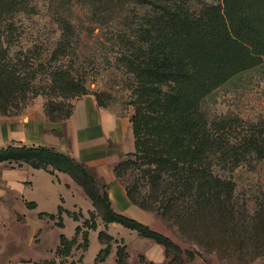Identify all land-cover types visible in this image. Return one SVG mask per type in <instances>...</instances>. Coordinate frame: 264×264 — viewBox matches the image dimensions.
<instances>
[{"label":"trees","instance_id":"16d2710c","mask_svg":"<svg viewBox=\"0 0 264 264\" xmlns=\"http://www.w3.org/2000/svg\"><path fill=\"white\" fill-rule=\"evenodd\" d=\"M41 2L48 4L44 6L47 19L57 26L59 36L50 53L57 66L48 71L47 80L63 102L57 104L58 101L49 100L45 112L52 122L69 119L74 105L66 106L67 101L78 100L90 90L88 80L80 77L81 73L76 77L63 63L64 59L74 58L78 49L81 31L76 19L82 15L91 16L92 22L99 20L96 23L102 24L108 21L111 13L130 11L133 5L155 13L153 16L145 14L143 18L133 16L138 21L129 22L130 32L117 30L118 37L125 41L121 61L133 77L136 96L135 113L131 118L136 150L127 156L135 157L139 167L148 166L143 172L153 188L151 196L136 197L133 190L126 187L128 197L140 209H154L163 217L203 216L200 225L204 227L203 240L208 245L217 248L232 245V248L246 251L248 257L264 255V206L253 211L239 209L235 201L236 183L223 168L230 164L232 173L243 165V159L248 158L241 152L243 146L250 147L251 157L256 154L254 157L264 159V121L250 124L251 132L249 130L244 136L243 143L227 152V141L220 135V129L231 127L234 120L209 123L201 111L205 98L218 88L264 65V0H219L208 5L202 0H0V18L8 13L16 17L24 10L32 16ZM16 29L15 26L13 30ZM4 31L9 32L7 37L13 34L11 27L0 25V46ZM41 35L40 30L31 32L35 39H40ZM38 44H33V48H38ZM4 61L5 58L0 57V113L8 115L20 98L25 102L28 95L40 94L31 79L35 78L39 66L37 61H27L26 77L30 81L28 88L22 90L21 73L3 65ZM101 95H97V103L103 106ZM0 163L27 164L52 175L54 170L67 173L83 186L87 181L92 182L103 192L92 196L87 191L86 194L101 210L106 227L118 224L156 242L165 248L168 259L172 249L178 250L170 238L116 213L106 187L99 185L82 164L64 154L44 147L9 146L0 149ZM121 165V162L117 164L115 173ZM29 206L36 207L35 204ZM63 213L76 222L80 220L61 206L59 216L41 214L40 218L61 221ZM89 214L94 217L92 212ZM84 225L94 231L98 229L96 222L86 221ZM81 231L82 227L77 226L71 240L61 235L55 254V259H60L59 264L63 263L62 257L70 256ZM98 239L101 245L107 246L95 259V264H102L112 254L109 243L118 242L105 231L99 232ZM84 243L88 248L87 233H84ZM116 257L118 264H126L129 257L126 246H118ZM177 259L173 255L169 264ZM40 264L58 263L44 261Z\"/></svg>","mask_w":264,"mask_h":264},{"label":"rangeland","instance_id":"374dc122","mask_svg":"<svg viewBox=\"0 0 264 264\" xmlns=\"http://www.w3.org/2000/svg\"><path fill=\"white\" fill-rule=\"evenodd\" d=\"M218 1L202 0L207 5L218 3ZM44 6H48V4L41 2L38 11L32 16L24 10L16 17L12 13H8L0 18V25L5 28L11 27L13 33L11 37H7L9 32L4 31L5 37L1 39L0 57L5 58L3 65L21 73L20 87L25 90L28 88V82L30 81L26 77L29 71L26 63L30 59L37 61L39 66L38 73H36L35 78L28 77L33 80L35 88L40 92L37 96L28 95L29 99L27 98L25 102L20 98L17 103L15 102L12 105L11 114L4 115L0 113V115L20 116L32 106H43L45 110L51 99L56 103L58 101L57 104H62L63 102L58 96L59 93L50 87L51 83L47 80L48 71L57 66L54 64L55 60L50 53L55 48L59 36L57 26L50 21L51 19H47V7ZM111 14L110 17L108 16V21L102 22V24L96 23L99 20H93L92 22L90 19H93V17L91 16L85 17L82 15L81 18L76 19V25L81 31L78 49L73 56L74 58L70 56L72 59H64L63 63L69 67L70 72L75 76L77 75L76 77L81 73L80 77L83 76L88 80L90 88L88 95L94 96L97 100V95L102 94L101 102L103 106L99 105L100 107L132 118L135 113L134 102L136 101V96L133 93L134 80L132 75H129L123 67L121 54L125 51H123V43L125 41L124 38L118 37L117 30L121 29L124 32H130L131 26L128 25L129 22L138 21L133 16L143 18L145 14L153 16L155 13L151 9L133 5L130 11H123V13L116 11ZM129 16L131 18H126ZM15 26L17 29L13 30ZM37 30H40L42 34L40 39H35V37L31 36V32H37ZM35 43H39L38 48H33ZM41 44L43 45L41 46ZM31 86L29 84V88ZM76 101H67L66 106L75 105ZM15 105L19 106V109H13ZM65 108L68 109V107ZM201 111L209 123L225 119L235 121V123L233 121L231 127H226L227 130L220 129V135L223 140L227 141V152L236 150V147L243 143L247 132L249 130L251 132L250 124H260L264 121V65L242 73L218 88L212 95L205 98ZM248 148L250 147L243 146L242 151L239 149L248 157L243 159L241 167L235 171L233 170L234 172L232 173L230 172V164L223 165V168L224 172H229L230 177L236 183L235 201L239 205L238 208L253 211L259 210L264 206V159L254 157L257 156L256 154H254V158L251 157L248 154ZM120 162L122 165L115 173L116 178L125 184L126 187L131 188L134 196H144L145 194L148 197L151 196L153 188L151 183L148 182V176H145L146 173L143 172L148 166L139 167L135 164V157L132 156H124ZM50 170H54V168L50 167ZM94 178L101 185L95 176ZM72 180L75 181L73 178ZM77 184L84 192L88 191L92 196L100 195L103 192L101 188H98L92 182L89 183V181H87L86 186L78 182ZM97 189H99L98 194L96 193ZM33 192L35 197L40 194V190L36 188ZM67 206L72 207L70 204H67ZM88 208H91V210L88 211ZM143 211L148 216L147 225L156 232L170 238L177 246L178 250L172 249L169 254V261L173 255L177 256L178 259L174 264H264V255L248 257L245 254L246 251L232 248V245L229 248H217L215 245H208V242L203 240L206 235L204 234V227L200 225V222L203 221V216L163 217L154 209L153 211ZM89 212H92L94 217L90 216ZM75 214L80 219L78 222L69 216H63L61 221L59 219L56 220V225L62 226V228H52L50 225L53 226L55 221H48V227L42 231V235L36 236L35 246L33 247L26 244L21 245L18 242L25 235V232L27 233V228L11 221V233L4 237L1 242L3 247L1 248L6 247L10 243L8 245L11 251L9 255L16 257L31 256L36 259L31 261L21 259L17 264H40L42 261L44 262L45 257H47L46 261H56L59 264L60 259L57 261L54 253L50 252L48 256L44 254L46 249L51 247L53 243L59 244L60 235H64L69 240L73 239L76 227L81 226L82 231L76 239L72 253L68 257L61 258L63 260L62 264H95V259L101 249L107 247L100 244L98 234L101 231H105L111 235L110 227L105 226L102 220V212L94 204L84 205ZM237 217L241 218L242 216ZM20 220L22 222L24 218ZM182 220L187 222H181ZM86 221L89 223L96 222L98 225L97 231L85 226ZM124 230L126 232L130 231L128 229ZM84 233L89 235L90 243L88 248L84 243ZM112 237L118 242L109 243L113 254L118 246H125V243L124 241L121 242L119 235ZM15 241L16 243L12 244ZM112 254L108 258L110 261ZM142 261H144L143 257Z\"/></svg>","mask_w":264,"mask_h":264},{"label":"crops","instance_id":"0c3cea01","mask_svg":"<svg viewBox=\"0 0 264 264\" xmlns=\"http://www.w3.org/2000/svg\"><path fill=\"white\" fill-rule=\"evenodd\" d=\"M74 106L71 117L59 122L50 121L43 106H32L20 116L0 115V149L9 146L44 147L74 159L106 187L116 213L147 225L146 212L130 201L125 184L115 176V167L122 157L136 150L131 118L100 107L92 95L78 99ZM35 188L40 190L37 197L33 192ZM91 201L71 176L63 172L55 171L52 175L27 164L0 163V264H17L21 259L36 260L31 256L9 255L10 243L1 248L4 237L11 233L12 222L27 228V233L18 242L33 247L36 236L42 235L50 221L48 217L40 218L41 214L59 216L60 206L75 214L84 205L93 204ZM29 204L36 207L31 208ZM61 216L68 215L63 213ZM21 218L24 221L21 222ZM56 223L55 220L50 227H59ZM108 227L111 236L119 235L125 243L129 256L126 264H169L163 246L138 236L136 232H126L121 225ZM59 246L60 242L53 243L44 254H56ZM110 263L118 264L116 252L111 261L102 264Z\"/></svg>","mask_w":264,"mask_h":264}]
</instances>
